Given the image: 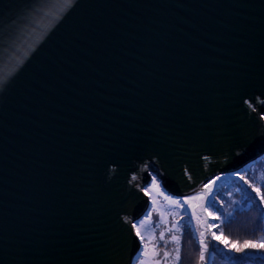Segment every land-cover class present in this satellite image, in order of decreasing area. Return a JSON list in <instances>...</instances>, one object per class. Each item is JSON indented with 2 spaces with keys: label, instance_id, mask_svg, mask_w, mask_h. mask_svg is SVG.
I'll use <instances>...</instances> for the list:
<instances>
[{
  "label": "water",
  "instance_id": "water-1",
  "mask_svg": "<svg viewBox=\"0 0 264 264\" xmlns=\"http://www.w3.org/2000/svg\"><path fill=\"white\" fill-rule=\"evenodd\" d=\"M263 154L264 0H0V264H133L152 176Z\"/></svg>",
  "mask_w": 264,
  "mask_h": 264
},
{
  "label": "trees",
  "instance_id": "trees-1",
  "mask_svg": "<svg viewBox=\"0 0 264 264\" xmlns=\"http://www.w3.org/2000/svg\"><path fill=\"white\" fill-rule=\"evenodd\" d=\"M223 176L225 178L216 184L217 189L206 201L208 222H205L203 239L208 248L205 259L201 261L199 258L201 237L195 231L194 222H190L189 227L188 217L179 215L177 222L170 219L167 223H153L155 239L149 243L153 252L158 253L153 255V259L159 264H173L172 249L175 245L170 239L173 233L180 237L181 260L178 264H264V240L259 239L264 236V200L260 199L264 195V154L235 174L226 173ZM255 188H259L260 192L257 193ZM213 198L214 206H209L208 201ZM173 224L180 227L179 232L175 229L172 233L166 231ZM160 232L165 233V240L169 241L167 245L159 241ZM164 251H169L170 256L165 258Z\"/></svg>",
  "mask_w": 264,
  "mask_h": 264
},
{
  "label": "rangeland",
  "instance_id": "rangeland-1",
  "mask_svg": "<svg viewBox=\"0 0 264 264\" xmlns=\"http://www.w3.org/2000/svg\"><path fill=\"white\" fill-rule=\"evenodd\" d=\"M226 173L230 175L235 174V172ZM226 173H217L207 180L208 184L207 181L204 183V186L208 185L211 188L210 193L208 192V189L205 188L207 192L206 200H204V195L200 191L182 196L170 195L162 187L160 181L155 176H153L150 182L144 188V191L149 198V207L146 213L150 215L151 220L150 223L144 228H140V234L145 235V233H151L152 229L154 228V222L167 223L170 219L174 220L173 222H175L179 215H183L188 217V219H190V222H194L193 225L196 226L195 231L197 232L198 237H201V233H204L205 230V222H208V216L206 214V211L203 210L205 208L207 209V198L211 195L213 190L217 189L216 184L222 178H225L223 175ZM217 177H220V179L217 180ZM153 178H155L156 181L155 186L152 185ZM213 181H215V183H212ZM166 196L169 197L171 200H181L182 202L187 201V203L184 204V207H179L177 205L172 204L169 199H165ZM201 205H203V208L200 207ZM186 211L188 215H185ZM145 214L134 223V225H136V227H134L136 233L137 229L139 228L138 221L145 219ZM137 237L140 244V249L138 253H140L141 250L144 249V245L147 244V259L149 260L150 264H156V261L158 260L153 259L152 253L154 250L152 244L149 243L150 240L148 239V237L146 236L145 240L143 241L139 238V236ZM135 264H139L137 256L135 257Z\"/></svg>",
  "mask_w": 264,
  "mask_h": 264
},
{
  "label": "snow or ice",
  "instance_id": "snow-or-ice-1",
  "mask_svg": "<svg viewBox=\"0 0 264 264\" xmlns=\"http://www.w3.org/2000/svg\"><path fill=\"white\" fill-rule=\"evenodd\" d=\"M238 174V173H237ZM133 179H136V177H133ZM217 180L220 179V177L216 178ZM241 179H243V177H241ZM262 179H264V177H262ZM212 183H215V181H213ZM152 185L155 186L156 185V181L155 178H153L152 180ZM205 188L208 189V192H211V188L208 185H205ZM255 190L257 191V193L260 192L259 188H255ZM165 199H169L170 202L174 205H177L179 207H184V204L187 203V201L182 202L181 200H171L169 197H165ZM261 200H264V195L260 196ZM213 202H215V199H211L208 201L209 206H214ZM201 208H203V205L200 206ZM204 211H207V209H203ZM185 215H188L187 211L185 212ZM211 215V213H210ZM214 219H219V217H214ZM151 217L149 214H145V219L138 221L139 224V228L137 229V236H139V238L143 241L145 240L146 236L148 237L149 240H154L155 236V228L152 229L151 233H145V235H141L140 234V228H144L146 225H148L150 223ZM189 227H190V219L188 221ZM133 227H136V225H133ZM157 227H159V224H157ZM173 229L176 230V232L180 231V227H178L176 224H173L172 228H168L166 229L167 232L172 233ZM222 230V229H221ZM204 233H201V239L199 240V245L201 246L200 248V252H199V258L201 261H203L205 259V251L208 248V245L205 243L204 239H203ZM215 236V233H213V237ZM171 241L174 243L175 247L172 249V261L173 264H178V262L181 260V248H180V237L178 235H176L175 233H173L171 235ZM259 239L264 240V236L259 237ZM159 241H163L165 245L168 244V240H165V233L164 232H160L159 234ZM157 241V243L159 242ZM147 247L148 245L145 244L144 245V249L141 250L140 253H138L137 255V260L139 262V264H150L149 260L147 259ZM236 251H243V249H236ZM152 255H158L157 252H153ZM163 256L165 258L170 256V252L169 251H164ZM156 264H159V261H156Z\"/></svg>",
  "mask_w": 264,
  "mask_h": 264
}]
</instances>
